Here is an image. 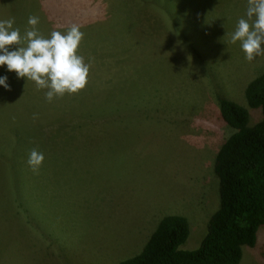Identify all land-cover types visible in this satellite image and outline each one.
<instances>
[{
	"label": "rangeland",
	"instance_id": "374dc122",
	"mask_svg": "<svg viewBox=\"0 0 264 264\" xmlns=\"http://www.w3.org/2000/svg\"><path fill=\"white\" fill-rule=\"evenodd\" d=\"M92 1L0 0V20L14 17L21 35L32 15L45 38L79 25L91 64L83 90L51 103L0 66L11 86H0V264H118L171 214L189 225L179 248L196 249L219 206L215 155L233 131L219 99L243 106L250 126L261 117L244 90L264 56L248 62L230 43L247 0ZM239 264H264V226Z\"/></svg>",
	"mask_w": 264,
	"mask_h": 264
},
{
	"label": "trees",
	"instance_id": "16d2710c",
	"mask_svg": "<svg viewBox=\"0 0 264 264\" xmlns=\"http://www.w3.org/2000/svg\"><path fill=\"white\" fill-rule=\"evenodd\" d=\"M244 96L261 111L252 126L243 106L227 98L218 102L220 118L233 131L215 155L219 206L199 246L179 248L189 225L184 216L171 214L160 219L140 253L118 264H239L242 246H255L264 226V71L248 82Z\"/></svg>",
	"mask_w": 264,
	"mask_h": 264
},
{
	"label": "clouds",
	"instance_id": "9594fccd",
	"mask_svg": "<svg viewBox=\"0 0 264 264\" xmlns=\"http://www.w3.org/2000/svg\"><path fill=\"white\" fill-rule=\"evenodd\" d=\"M246 18H240L230 43L240 42L245 59L252 62L264 56V0H247ZM40 18L29 16V27L21 35L14 27L15 18L0 20V66L15 72L17 78L33 81L37 90L45 91V99L51 103L65 94H78L88 83L90 63L78 55L84 33L79 25H72L66 32L54 30L45 38L38 29ZM8 77H0V86L11 91ZM36 117L34 116V119ZM45 157L33 148L27 164L34 174H39Z\"/></svg>",
	"mask_w": 264,
	"mask_h": 264
}]
</instances>
